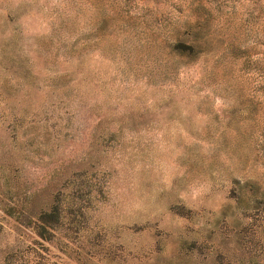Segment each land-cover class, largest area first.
<instances>
[{"label": "rangeland", "instance_id": "1", "mask_svg": "<svg viewBox=\"0 0 264 264\" xmlns=\"http://www.w3.org/2000/svg\"><path fill=\"white\" fill-rule=\"evenodd\" d=\"M226 1L0 0V264H264V0Z\"/></svg>", "mask_w": 264, "mask_h": 264}, {"label": "trees", "instance_id": "2", "mask_svg": "<svg viewBox=\"0 0 264 264\" xmlns=\"http://www.w3.org/2000/svg\"><path fill=\"white\" fill-rule=\"evenodd\" d=\"M202 1V0H200ZM209 7L213 6V2L216 1V5H215V9L218 13L221 12L222 8H226L228 2L226 0H206ZM233 1V0H231ZM189 6V5H188ZM201 7L207 6L206 3L204 4H200ZM258 7L259 11L261 12L262 10V6L261 5H256L255 9ZM191 8V7H190ZM196 9L199 10V7H195ZM207 13V12H205ZM142 17H144L143 21L146 24V28L150 29V30H155L157 32H162L165 33L168 27H171L173 25L174 22L170 21V19L168 20V17H165L164 19H162L161 21H159L156 18H151V19H145V16H149L147 14L141 15ZM201 16V13L197 14L196 16H194L195 18H198ZM250 20L251 21H256L259 16H254V14L250 15ZM187 24V23H186ZM198 28V31H197ZM202 26H199V22H196L195 26H192L191 24L188 25L187 27H185L182 32H181V37L180 39H176L173 43L170 42L171 48L173 49V51H176L177 53H179L180 55H186V56H191L192 54H194L197 49H198V45L197 43L194 42L195 38L193 39V37L195 36L196 38H199L200 34L199 29H201ZM190 40H187L189 38H191ZM187 38V39H184ZM236 51L238 52H242L240 49V46L237 45L236 46ZM255 64V63H254ZM254 68H257L256 65H254ZM258 96H262L264 97V92H262L261 94H256L254 95V97L258 98ZM264 142H262L263 144ZM264 145V144H263ZM261 145V146H263ZM55 209L52 212V215H56L55 213ZM46 214H41L40 218H43ZM42 224H40L41 227ZM43 228V227H41Z\"/></svg>", "mask_w": 264, "mask_h": 264}]
</instances>
